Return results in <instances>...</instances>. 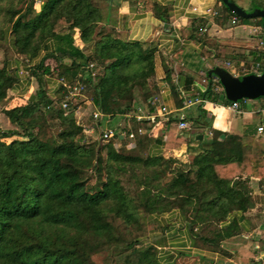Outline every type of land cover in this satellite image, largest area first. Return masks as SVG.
<instances>
[{
    "label": "trees",
    "instance_id": "16d2710c",
    "mask_svg": "<svg viewBox=\"0 0 264 264\" xmlns=\"http://www.w3.org/2000/svg\"><path fill=\"white\" fill-rule=\"evenodd\" d=\"M36 1L0 0V103L23 81L34 82L27 100L16 98L1 109L10 127L0 128V264H98L96 254L104 255L103 264H179L163 259L161 249L139 234L150 215L171 209L183 211L190 229L222 250L232 226L221 223L232 211L253 206L249 179L264 180L262 140L212 130L196 140L191 165L152 153L189 141L177 129L175 112L164 117L166 132L159 137L146 126L133 138L89 139L75 106H61L66 85L84 84L82 98L102 114L99 122L118 117L117 126L124 127L142 104L153 112L157 47L118 37L96 0ZM142 1L167 17L165 7ZM250 2L248 12L264 9V0ZM204 25L193 19L191 35ZM5 41L20 55L26 75L10 65ZM49 59L55 61L50 74L59 81L54 96L47 88ZM206 78L199 97L220 99L218 78ZM130 122L136 129L138 122ZM193 124L203 126L198 118Z\"/></svg>",
    "mask_w": 264,
    "mask_h": 264
},
{
    "label": "crops",
    "instance_id": "0c3cea01",
    "mask_svg": "<svg viewBox=\"0 0 264 264\" xmlns=\"http://www.w3.org/2000/svg\"><path fill=\"white\" fill-rule=\"evenodd\" d=\"M96 1L102 7L106 25L114 27L118 37L156 45L155 73L151 82L158 90L152 98L156 97V105H165L171 113L184 115L189 124L187 129L181 130L186 132L189 141L173 149L154 147L152 153L176 157L191 165L199 147L196 140L210 137L212 130L261 139L264 144L263 98H242L236 101L238 104L234 108L218 83H214V88L220 99L208 100L198 95L207 85L202 83V75L208 76V70L213 67L224 68L236 77L262 70L259 71V67L264 60L261 59L264 38L260 17L240 21V29L235 30L228 24L235 25L239 19L232 23L233 15H229L222 0H153L166 8L165 19L157 16L142 0ZM231 1L245 11L251 8L250 0ZM207 9L215 13L205 12ZM193 19H202L205 25L203 31L191 35ZM9 60L12 67L22 66L18 59ZM49 60L54 63L51 70L48 69L52 72L55 61ZM23 82L25 84L12 89L9 99L2 102L3 106L16 98H29L34 91L33 83ZM58 87V79L47 76L48 93L54 96ZM196 97L202 100L187 104L189 99L193 101ZM85 103L91 105L87 100ZM151 106L154 112L156 106ZM137 109L145 113L150 111L146 104ZM78 111V120L88 118L85 111ZM197 118L203 126H194ZM163 122L152 129L150 136L165 134ZM259 127L262 130H258ZM249 184L253 206L244 212L232 211L221 223L222 227L232 226L227 231L229 235L221 241L222 250L214 249L203 240V234H196L197 230L192 231L186 214L180 209L149 216L148 242L161 249L163 259L171 257L179 264H264V180L252 177Z\"/></svg>",
    "mask_w": 264,
    "mask_h": 264
},
{
    "label": "built area",
    "instance_id": "2783aa9c",
    "mask_svg": "<svg viewBox=\"0 0 264 264\" xmlns=\"http://www.w3.org/2000/svg\"><path fill=\"white\" fill-rule=\"evenodd\" d=\"M36 3H39V0L36 1ZM205 12L207 13H215L214 11H211L210 9H207ZM237 16H233L232 17V23H235L237 21ZM203 28H199V31H203ZM93 66V64H90V67ZM258 66V65H257ZM18 73L20 76H24L26 75L27 71L26 69L21 66L18 69ZM207 81L206 78L202 79V83H205ZM85 90V85L82 83H75V84H69L66 85V91H67V95H66V99L62 102V107L63 108H68V105L70 104V99H72L73 97L76 96H81L83 95ZM86 100L89 102V104L92 105L93 107V111L91 113V117L93 119H98L102 114L96 109L94 108L92 101L90 98H86ZM202 99L199 98H195L193 101H191L190 99L187 101V104H190L191 102H196V101H201ZM157 102V98L153 97L150 100V104L151 105H155L156 106V110L154 112H143L140 109H138V111L134 114H129L128 115V120L125 124L124 127H120L117 130L115 128H104L101 131V139L102 140H107L109 139L111 136L115 135L119 136V137H127V138H133L136 133H145L146 129L141 125L142 123H147L150 126V129L148 130V134H152V129L159 125V123L163 122L162 120L164 119L163 117H166L168 114H170V110L167 109V107L165 105H161L158 106L156 105ZM237 102L236 101H232L231 102V107L236 108L237 107ZM79 108H75L74 113L75 116L77 117L79 114ZM133 117L137 122H138V126L136 129L132 128L131 122H130V118ZM160 118H163L162 120ZM79 119V116H78ZM165 122V121H164ZM163 122V123H164ZM77 123L80 124V121L77 120ZM81 126L83 124H80ZM178 129L180 130H185L189 127V124L187 123L186 120H184V115H180V120L177 124ZM258 130H262V127H259ZM85 131V129H84Z\"/></svg>",
    "mask_w": 264,
    "mask_h": 264
},
{
    "label": "water",
    "instance_id": "95a60500",
    "mask_svg": "<svg viewBox=\"0 0 264 264\" xmlns=\"http://www.w3.org/2000/svg\"><path fill=\"white\" fill-rule=\"evenodd\" d=\"M222 1L228 9L239 17L262 18V31L264 33V9L254 8L252 11L248 12L231 0ZM207 74L208 76L214 75L219 79L223 86L225 96L230 101H238L242 98L254 99L264 97V60L262 70L259 73H251L236 77L226 69L216 66L209 69Z\"/></svg>",
    "mask_w": 264,
    "mask_h": 264
},
{
    "label": "rangeland",
    "instance_id": "374dc122",
    "mask_svg": "<svg viewBox=\"0 0 264 264\" xmlns=\"http://www.w3.org/2000/svg\"><path fill=\"white\" fill-rule=\"evenodd\" d=\"M240 21H243L242 19H239V23L237 24H228L229 27L230 26H233V28L236 30V29H240L239 28V24H240ZM5 45V47L7 48V50L5 51V56H7V58H13V59H18L19 61H22L21 57L19 54H17L16 52H14V50L12 49L9 41H5L3 43ZM54 63L51 61V60H48L47 61V64H46V68H48L49 70H51V67H53ZM51 71L46 73V76H51ZM54 77V76H53ZM202 79L203 78H206L204 77V75H202L201 77ZM214 83H216V80H213ZM207 83V81L205 82ZM33 86H34V82H33ZM84 97V95H83ZM72 101L70 102L71 105H74L75 108H79V110L81 111H85L86 112V115L88 116V118L86 120H79L80 121V124H83L82 127L85 129L84 133L85 135L89 138V139H101V131L102 129L104 128H115L116 130L120 127V126H117L120 122L119 118L116 117L114 119H101V121L99 122V118L98 119H93L91 117V113L93 111V107L91 105H88L85 103L86 101V98L83 99L82 98V95L81 96H76V98H73L71 99ZM2 106L3 104L0 103V128H3V129H6L8 127H10L9 125V122H8V119L7 117L1 112V109H2ZM76 120H78L76 118ZM165 120V119H164ZM99 122V123H98ZM98 123V124H97ZM164 126H165V130H166V122H164ZM145 129H146V126H149L147 123H142L141 124ZM116 141H119L121 139H116ZM151 226V223L150 221H147V223L145 224V228H144V231H142L141 233V237L143 240L145 241H149L147 239V231L149 229V227ZM94 260L98 263V264H103V258H104V255L103 254H96L94 255Z\"/></svg>",
    "mask_w": 264,
    "mask_h": 264
}]
</instances>
